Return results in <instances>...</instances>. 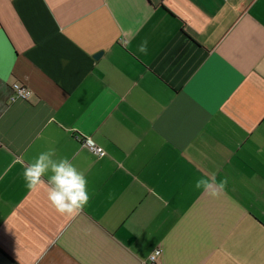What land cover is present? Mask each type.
<instances>
[{"label":"crops","instance_id":"obj_1","mask_svg":"<svg viewBox=\"0 0 264 264\" xmlns=\"http://www.w3.org/2000/svg\"><path fill=\"white\" fill-rule=\"evenodd\" d=\"M0 264H264V0H0Z\"/></svg>","mask_w":264,"mask_h":264},{"label":"clouds","instance_id":"obj_2","mask_svg":"<svg viewBox=\"0 0 264 264\" xmlns=\"http://www.w3.org/2000/svg\"><path fill=\"white\" fill-rule=\"evenodd\" d=\"M138 51L147 52V41L142 42ZM55 151L49 149L35 157L34 162L23 171V178L29 189L41 184H47V200L56 213L61 216H75L89 200L87 180L83 173L79 172L67 159L54 160ZM51 172L47 180L44 177ZM215 178H197L194 183L196 189H204L212 198L218 196V191L213 184ZM227 179L218 182V188L223 189Z\"/></svg>","mask_w":264,"mask_h":264},{"label":"built area","instance_id":"obj_3","mask_svg":"<svg viewBox=\"0 0 264 264\" xmlns=\"http://www.w3.org/2000/svg\"><path fill=\"white\" fill-rule=\"evenodd\" d=\"M12 88L14 92L16 93V96L18 98H26L29 95V91L21 84L19 83H14L12 85ZM83 144L87 146L95 155L97 156H103L105 154L104 150L96 145L91 139L85 138L83 140ZM160 251L156 250L154 252V255L152 256V259H154L157 255H159Z\"/></svg>","mask_w":264,"mask_h":264},{"label":"water","instance_id":"obj_4","mask_svg":"<svg viewBox=\"0 0 264 264\" xmlns=\"http://www.w3.org/2000/svg\"><path fill=\"white\" fill-rule=\"evenodd\" d=\"M99 55H100V53H97V54L94 55V57H98Z\"/></svg>","mask_w":264,"mask_h":264}]
</instances>
